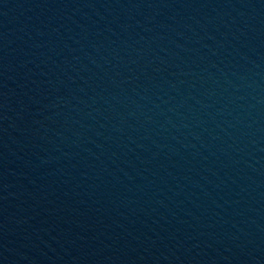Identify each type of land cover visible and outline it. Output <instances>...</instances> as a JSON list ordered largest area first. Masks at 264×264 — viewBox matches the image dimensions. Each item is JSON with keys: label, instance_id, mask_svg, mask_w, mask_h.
<instances>
[{"label": "water", "instance_id": "water-1", "mask_svg": "<svg viewBox=\"0 0 264 264\" xmlns=\"http://www.w3.org/2000/svg\"><path fill=\"white\" fill-rule=\"evenodd\" d=\"M0 264H264V0H0Z\"/></svg>", "mask_w": 264, "mask_h": 264}]
</instances>
